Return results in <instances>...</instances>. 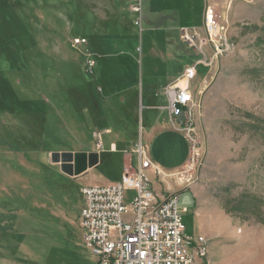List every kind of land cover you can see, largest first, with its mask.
Segmentation results:
<instances>
[{"label": "rangeland", "instance_id": "374dc122", "mask_svg": "<svg viewBox=\"0 0 264 264\" xmlns=\"http://www.w3.org/2000/svg\"><path fill=\"white\" fill-rule=\"evenodd\" d=\"M117 6L0 0V264H72L71 253L96 264L83 247L81 190L119 182L124 156H133L140 139L154 155L149 122L159 120L177 140L165 89L202 60L181 31L205 36L209 6L236 49L214 65L199 100L195 94L206 154L197 182L179 193L188 210L183 221L188 235L205 237L207 264H264V0H201L202 16L191 26L159 32L145 21L154 10L145 3L142 33L126 9L114 15ZM106 19L123 22L108 27ZM75 38H85L87 48L73 49ZM86 51L96 62L93 74ZM209 72L201 69L196 84ZM65 152L98 153L101 164L68 177L51 160ZM136 163L134 157L133 169ZM147 175L163 194L167 183L153 170ZM168 182L183 188L175 177Z\"/></svg>", "mask_w": 264, "mask_h": 264}, {"label": "built area", "instance_id": "2783aa9c", "mask_svg": "<svg viewBox=\"0 0 264 264\" xmlns=\"http://www.w3.org/2000/svg\"><path fill=\"white\" fill-rule=\"evenodd\" d=\"M147 1L130 0L129 4L140 33ZM203 24L205 36H199L197 31H181L185 43L198 52L202 60L190 65L181 78L165 89L170 123L181 131L188 145L184 165L177 171H165L153 162L140 139L132 151V157L137 160L135 169L125 170L115 184L87 186L81 190L84 204L79 226L83 247L95 258L96 264H207L204 248L209 246L205 244V237L187 234L183 217L188 210L181 206L179 193L197 182L205 160V143L197 130L201 91L210 86V77L214 79L215 74H210L214 65L218 67L236 46L213 6L206 8ZM71 45L73 49L87 48L88 41L75 38ZM83 55L85 68L93 74L96 62L87 51ZM201 69H210V72L208 78L197 85ZM96 136L100 141L98 153L103 152L101 135L96 133ZM117 150V145L112 144L110 151ZM149 170H153L161 183L175 177L183 188L172 192L168 187V195H159L147 175Z\"/></svg>", "mask_w": 264, "mask_h": 264}, {"label": "crops", "instance_id": "0c3cea01", "mask_svg": "<svg viewBox=\"0 0 264 264\" xmlns=\"http://www.w3.org/2000/svg\"><path fill=\"white\" fill-rule=\"evenodd\" d=\"M115 1L119 3V6L115 8L113 12L114 15L120 16L123 14V10L126 9L127 12L134 17V15L131 14L129 11L130 0H115ZM150 2H152V5L154 6V10L153 11H151V9L149 10L150 12L148 13V16L146 17L145 21L147 22V24L152 26L153 29L155 28L156 32H159L161 29H164L163 27L166 26H168L171 30L177 29L178 27L191 26L193 22H196L195 18L197 17L198 14L202 16L201 0H149L148 2H146V4ZM117 20H121V19H114V21L110 19H106V22H109L108 27L110 26L113 27V25H115ZM121 21H119L118 23H120ZM94 42L102 43L103 46L107 45L108 47L107 49L112 47L111 45L112 43L109 42L107 44H104L103 42L100 41H94ZM118 42L116 43L118 44ZM119 46L114 45V48H116L114 50H117ZM109 50L108 53L110 55L111 52H109ZM149 108L151 111H153L151 106H149ZM159 124H161L159 120H153L148 124L150 139L153 143V146H155V144H158L157 151L156 153L154 152V155H151V158L156 165H158L165 171L167 172L177 171L184 165V163L187 160L188 157L187 142L178 128H175L171 125L173 128L176 129V132L178 131L176 133L177 140H175L169 136L170 133L168 132V130L164 127H161ZM133 164H134V158L130 156L127 161L125 155L124 172L125 170H130ZM92 170L94 169H90L89 172ZM164 186L165 187L163 188L164 191L163 194L158 193L159 195H163V196L168 195V190H167L168 187L172 189L171 190L172 192L179 191L176 190L177 189L176 185L170 184V182L168 181H167V185L165 184Z\"/></svg>", "mask_w": 264, "mask_h": 264}, {"label": "water", "instance_id": "95a60500", "mask_svg": "<svg viewBox=\"0 0 264 264\" xmlns=\"http://www.w3.org/2000/svg\"><path fill=\"white\" fill-rule=\"evenodd\" d=\"M182 117L179 118V121ZM53 164L60 165L63 174L68 177L77 178L85 174L88 170L94 169L101 164L98 153H53L51 155Z\"/></svg>", "mask_w": 264, "mask_h": 264}, {"label": "trees", "instance_id": "16d2710c", "mask_svg": "<svg viewBox=\"0 0 264 264\" xmlns=\"http://www.w3.org/2000/svg\"><path fill=\"white\" fill-rule=\"evenodd\" d=\"M4 144L7 145V143H4ZM9 148H10V145H9V142H8V147H7V149H9ZM69 258H70L72 264H85V262L82 261V259L80 258V256L77 255L76 253H71V254L69 255Z\"/></svg>", "mask_w": 264, "mask_h": 264}, {"label": "bare ground", "instance_id": "6f19581e", "mask_svg": "<svg viewBox=\"0 0 264 264\" xmlns=\"http://www.w3.org/2000/svg\"><path fill=\"white\" fill-rule=\"evenodd\" d=\"M205 244L207 245L206 240H205ZM207 255H208V247H205L204 248V259H206Z\"/></svg>", "mask_w": 264, "mask_h": 264}]
</instances>
